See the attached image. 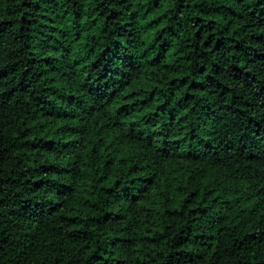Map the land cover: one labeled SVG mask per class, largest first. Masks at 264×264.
Instances as JSON below:
<instances>
[{
    "label": "trees",
    "instance_id": "obj_1",
    "mask_svg": "<svg viewBox=\"0 0 264 264\" xmlns=\"http://www.w3.org/2000/svg\"><path fill=\"white\" fill-rule=\"evenodd\" d=\"M0 264H264V0H0Z\"/></svg>",
    "mask_w": 264,
    "mask_h": 264
}]
</instances>
